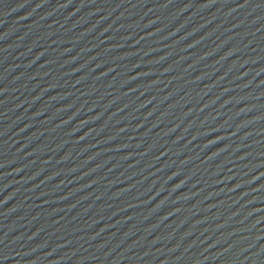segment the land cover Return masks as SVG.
<instances>
[{
	"label": "water",
	"instance_id": "1",
	"mask_svg": "<svg viewBox=\"0 0 264 264\" xmlns=\"http://www.w3.org/2000/svg\"><path fill=\"white\" fill-rule=\"evenodd\" d=\"M0 264H264V0H0Z\"/></svg>",
	"mask_w": 264,
	"mask_h": 264
}]
</instances>
